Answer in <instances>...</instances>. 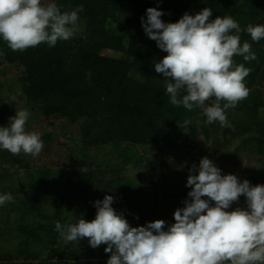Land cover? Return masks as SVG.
<instances>
[{"label": "trees", "instance_id": "obj_1", "mask_svg": "<svg viewBox=\"0 0 264 264\" xmlns=\"http://www.w3.org/2000/svg\"><path fill=\"white\" fill-rule=\"evenodd\" d=\"M54 3L62 12L83 5L79 31L54 47L41 43L23 52H13L0 37V75L6 64L21 69L18 81L30 112L25 128H34L44 145L52 141L55 120L79 124V136L72 149H67L75 159L56 166L49 162L46 147L37 157L0 149V195L13 196V201L0 205V264H107L111 253L105 251L106 244L92 248L88 238H83L76 247L75 242L65 243L55 229L57 222L67 225L82 218L94 220L93 209L85 200L91 197L92 189L98 191L100 201L113 196L112 207L130 226L164 220L167 230L175 223V211L185 207L188 196L160 185L167 177L159 173L157 164H164L167 155L184 145L207 141L219 153L235 142L240 147L251 146L252 157L260 162V182L264 185V120L257 118V105L245 99L228 109L231 127L227 128L218 121L208 124L200 108L188 110L172 105L166 93V78L155 71V63L167 53L146 35L141 19H147L150 7L164 13L161 19L165 23L178 22L185 13L194 16L204 8L212 9L211 20L231 16L241 26V46L250 43L257 56L250 62L234 56L236 65L244 64L251 70L245 78L251 90L259 78L264 81V39L252 41L246 28L249 24L264 25V0ZM108 51L118 52L120 57L108 56ZM214 101L213 97L206 104L210 106ZM17 105V97L0 93V127L10 125ZM185 120L191 121L186 127ZM104 148L120 159H108L105 165L97 163L96 167L89 165V159L98 160L92 151ZM142 164L149 184L135 185L131 170L141 174ZM17 192L23 195L16 196ZM43 195L52 206L56 205L46 215L42 214ZM237 207L246 205L234 202L228 211ZM130 209L134 210L132 215L126 213ZM41 215L46 220L40 219ZM6 240L8 245L2 243Z\"/></svg>", "mask_w": 264, "mask_h": 264}, {"label": "clouds", "instance_id": "obj_2", "mask_svg": "<svg viewBox=\"0 0 264 264\" xmlns=\"http://www.w3.org/2000/svg\"><path fill=\"white\" fill-rule=\"evenodd\" d=\"M83 10L80 5L62 12L51 0H0V37L13 52L41 43L54 47L79 31ZM146 14L147 19L141 18L146 35L167 53L155 63V71L166 78L170 103L200 108L208 124L218 121L221 127H231L226 111L250 95L245 78L251 70L236 65L234 56L257 60L250 43L241 46L239 23L231 16L211 20V8L194 16L185 13L175 23H165L157 8H148ZM246 31L252 41L264 39V25L249 24ZM213 97L214 103L206 104ZM29 117L28 110H18L9 126L0 127V149L40 155L44 143L39 133L26 131ZM190 123L185 120V127ZM186 186L191 188L190 199L175 211V223L167 230L164 220L130 226L112 207L111 195L95 202L97 213L91 222H57L55 229L65 243L75 242L76 247L83 238L92 248L106 244L105 251L111 253L107 264H264V185L223 175L205 156L198 167L192 165ZM242 195L247 208L228 211ZM10 201V193L0 195V205Z\"/></svg>", "mask_w": 264, "mask_h": 264}, {"label": "rangeland", "instance_id": "obj_3", "mask_svg": "<svg viewBox=\"0 0 264 264\" xmlns=\"http://www.w3.org/2000/svg\"><path fill=\"white\" fill-rule=\"evenodd\" d=\"M54 2V0H51ZM108 56L120 57V53L118 52H107ZM3 74L0 75V93L9 94L18 98V105L16 107V112L18 110H28L29 105L25 98L22 95L20 83L18 81V76L21 73V69L15 66L6 64L3 66ZM258 86L264 87V81L262 79L257 81ZM255 89L252 88L251 90ZM261 90H258L255 93H250L248 98L246 99L251 104L257 105V118L259 120H264V96L261 93ZM251 96V97H250ZM253 96V97H252ZM260 97V99L258 98ZM257 98V99H256ZM16 115V114H15ZM56 126L53 129L55 134L52 137V141L48 145H44L43 148L46 147V151L49 153V162L58 166L60 163L64 161H72L75 159V155L73 159L70 157V152L67 149H72V146L79 136V124L73 123L69 120H55ZM26 131L36 132L34 128H26ZM239 145L238 142H235L229 147H225V152L219 153L218 150L214 149L213 144L207 141L197 142L195 145H184L178 151H173L169 155L166 156V162L164 164H157V167L160 169L159 173H165L167 180L164 179V184H161L164 187H167L170 192L177 191L178 193L186 194L191 191L190 187H187V179L190 174V169L193 164L199 166L200 160L207 156L210 160L214 162V164L222 170L223 175L234 174L237 175L241 182L247 179L250 181L251 185H263L261 181L262 172L260 169V162L258 159L252 157L250 152V148ZM95 149V148H92ZM231 149H235L236 152L231 151ZM144 151V149H140ZM77 153L82 157V154L79 152V148L77 149ZM92 153H96L98 156V160H90L88 164L96 167L97 163L100 165H105L108 159H120L118 154L114 151L108 152V148L104 149H96L93 150ZM140 156H143V153H140ZM72 159V160H71ZM159 161V160H158ZM143 164L139 168V171H142L140 174H136L135 170H131V177L135 176V185L141 184H149L148 174L145 169L142 168ZM198 174V173H197ZM98 192V191H97ZM95 189L90 190L91 197H86L85 200L88 201L89 205L93 209L94 219L96 218L97 209L94 206L95 202L99 200L98 193ZM22 196L23 192H17L16 196ZM186 200H189L190 197H185ZM42 214L46 215L48 212L53 210V206L56 207L55 203L48 201L45 199L44 195L42 197ZM62 201V200H61ZM235 203H244L247 208V201L245 196H241L238 202ZM89 213H91L89 211ZM127 214L132 215L134 213L133 209H130L126 212ZM40 219L46 220V217L41 215ZM146 226V224L140 225ZM139 226V227H140ZM134 227H138L134 225ZM5 245L9 244V241L2 242Z\"/></svg>", "mask_w": 264, "mask_h": 264}, {"label": "bare ground", "instance_id": "obj_4", "mask_svg": "<svg viewBox=\"0 0 264 264\" xmlns=\"http://www.w3.org/2000/svg\"><path fill=\"white\" fill-rule=\"evenodd\" d=\"M258 90H261L262 92L261 93H263V95L262 96H264V87H261V86H258V85H256L255 86V89H253V90H250V93L252 94V93H255V92H257ZM251 97V96H250ZM253 97V96H252ZM259 99H260V97H258ZM257 99V98H256Z\"/></svg>", "mask_w": 264, "mask_h": 264}, {"label": "crops", "instance_id": "obj_5", "mask_svg": "<svg viewBox=\"0 0 264 264\" xmlns=\"http://www.w3.org/2000/svg\"><path fill=\"white\" fill-rule=\"evenodd\" d=\"M261 80V79H260ZM263 81V80H262Z\"/></svg>", "mask_w": 264, "mask_h": 264}]
</instances>
